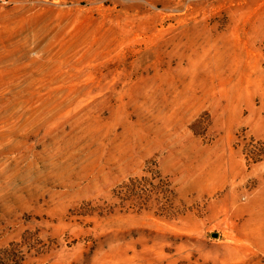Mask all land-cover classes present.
<instances>
[{
    "label": "rangeland",
    "instance_id": "obj_1",
    "mask_svg": "<svg viewBox=\"0 0 264 264\" xmlns=\"http://www.w3.org/2000/svg\"><path fill=\"white\" fill-rule=\"evenodd\" d=\"M13 244L25 264H264V0H0Z\"/></svg>",
    "mask_w": 264,
    "mask_h": 264
},
{
    "label": "trees",
    "instance_id": "obj_2",
    "mask_svg": "<svg viewBox=\"0 0 264 264\" xmlns=\"http://www.w3.org/2000/svg\"><path fill=\"white\" fill-rule=\"evenodd\" d=\"M145 180H147L146 177L131 179L120 185L113 193L122 202L129 201L131 197L139 199L143 195L142 187ZM159 184L165 185L160 176ZM0 264H25V256L18 248V244H13L0 252Z\"/></svg>",
    "mask_w": 264,
    "mask_h": 264
}]
</instances>
